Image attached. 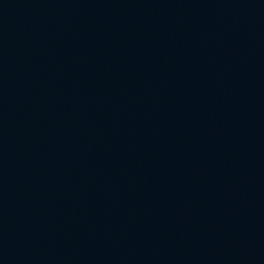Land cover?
I'll list each match as a JSON object with an SVG mask.
<instances>
[{"label": "water", "instance_id": "water-1", "mask_svg": "<svg viewBox=\"0 0 264 264\" xmlns=\"http://www.w3.org/2000/svg\"><path fill=\"white\" fill-rule=\"evenodd\" d=\"M264 144V0H0V264H52Z\"/></svg>", "mask_w": 264, "mask_h": 264}]
</instances>
